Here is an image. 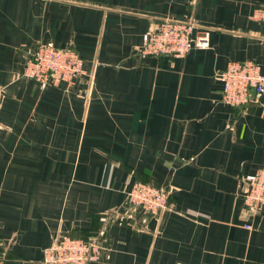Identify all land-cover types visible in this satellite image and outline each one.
Masks as SVG:
<instances>
[{
  "label": "crops",
  "instance_id": "obj_1",
  "mask_svg": "<svg viewBox=\"0 0 264 264\" xmlns=\"http://www.w3.org/2000/svg\"><path fill=\"white\" fill-rule=\"evenodd\" d=\"M264 0H0V259L43 264L59 235L96 238L95 264H264V212L243 178L264 168V94L234 108L216 74L264 75ZM197 22L210 46L142 56L160 22ZM40 45L72 50L84 74L25 77ZM171 189L145 216L135 183ZM246 226H252L249 230Z\"/></svg>",
  "mask_w": 264,
  "mask_h": 264
},
{
  "label": "built area",
  "instance_id": "obj_2",
  "mask_svg": "<svg viewBox=\"0 0 264 264\" xmlns=\"http://www.w3.org/2000/svg\"><path fill=\"white\" fill-rule=\"evenodd\" d=\"M254 19L264 23V9H258ZM210 46L209 29L197 22L165 20L144 36L139 49L142 56L184 58L193 50ZM84 74V61L72 50L40 45L37 53L28 60L25 77L44 85L72 82ZM223 84L222 102L238 108L251 103L252 96L264 94V75L254 62H232L216 74ZM254 94V95H253ZM243 198L246 216L256 217L264 212V168L243 178ZM171 192L151 184L135 183L127 193V203L133 208L154 215L168 209ZM251 230L252 226H246ZM101 260V247L96 238L83 240L59 235L44 250L43 264H95ZM0 264H6L0 259Z\"/></svg>",
  "mask_w": 264,
  "mask_h": 264
},
{
  "label": "rangeland",
  "instance_id": "obj_3",
  "mask_svg": "<svg viewBox=\"0 0 264 264\" xmlns=\"http://www.w3.org/2000/svg\"><path fill=\"white\" fill-rule=\"evenodd\" d=\"M83 60V59H82ZM254 95V94H253ZM255 96L256 95H254V96H252V101H251V103H253V101H254V99H255ZM249 105V104H248ZM247 106V105H246ZM241 107H244V106H241ZM152 185V184H151ZM153 186H155V185H153ZM157 188H161V189H164L166 192H171V189L170 188H165V187H158V186H156ZM172 193V192H171ZM170 196H171V194H170ZM130 207H132V206H130ZM133 208V207H132ZM168 208H169V205H168ZM135 211H137V209H135V208H133ZM139 211H141V210H139ZM165 211H167V210H165ZM164 211V212H165ZM143 212V214H145V216H148V215H153V216H157V215H160L161 213H163V212H161V213H159V214H156V215H154L152 212H145V211H142ZM100 244V243H99ZM100 247H101V260H102V254H103V247H102V245L100 244ZM101 260L99 261V263L101 262ZM42 263H43V261H42Z\"/></svg>",
  "mask_w": 264,
  "mask_h": 264
},
{
  "label": "trees",
  "instance_id": "obj_4",
  "mask_svg": "<svg viewBox=\"0 0 264 264\" xmlns=\"http://www.w3.org/2000/svg\"><path fill=\"white\" fill-rule=\"evenodd\" d=\"M85 240H88V239H85Z\"/></svg>",
  "mask_w": 264,
  "mask_h": 264
}]
</instances>
